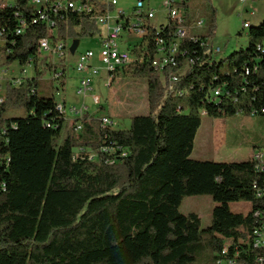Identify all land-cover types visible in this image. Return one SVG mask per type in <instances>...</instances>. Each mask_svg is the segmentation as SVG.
Returning <instances> with one entry per match:
<instances>
[{
  "label": "trees",
  "instance_id": "obj_1",
  "mask_svg": "<svg viewBox=\"0 0 264 264\" xmlns=\"http://www.w3.org/2000/svg\"><path fill=\"white\" fill-rule=\"evenodd\" d=\"M37 17L28 0L0 6L5 64L32 62L38 75L23 87L7 85L0 106V264H217L231 258L225 240L240 247L257 223L255 212L264 214V198L257 196L264 173L251 159L222 163L192 154L203 112L215 120L264 116V22L250 26L246 48L220 59L202 46L214 35L213 24L211 37L193 34L198 41L187 40L186 56L164 72L152 65L153 27L132 51L134 63L111 75L145 80L150 114L132 117L126 130L103 128L90 116L80 134L72 127L59 142L68 121L59 101L39 90L38 41L46 24H34ZM91 17L73 10L52 15L55 40L94 37L99 29ZM22 20L27 26L19 34ZM175 29L171 22L164 35ZM187 58L195 61L191 68ZM11 110L28 115L8 117ZM78 149L87 152L77 155ZM196 196L217 204L206 229L198 215L180 212L183 200ZM244 202L251 204L247 213L231 211V203Z\"/></svg>",
  "mask_w": 264,
  "mask_h": 264
},
{
  "label": "rangeland",
  "instance_id": "obj_2",
  "mask_svg": "<svg viewBox=\"0 0 264 264\" xmlns=\"http://www.w3.org/2000/svg\"><path fill=\"white\" fill-rule=\"evenodd\" d=\"M151 7L154 8L156 18L155 24L160 26L166 22L167 10L164 7V0H150ZM134 0H120L118 8H125L131 13ZM182 12L187 15V26L192 34L210 36L211 26L215 25V33L211 40L215 47L221 49L217 58L230 56L233 52L248 46V29H244L245 21L252 26H258L264 22V0H248L246 3L240 0H188L186 7H181ZM248 11V13H246ZM253 13V14H251ZM203 22L199 27L198 23ZM95 37L83 38L80 40L78 54L93 50L99 54L100 43ZM39 64V90L44 91L46 96L61 99L59 94V84L53 80L52 57L48 54L42 55ZM67 71L65 76L66 91L64 98L67 102V109L74 106L81 108L87 106L89 113L96 119L110 117L116 123V129H129L131 118L134 116L148 115L151 110L148 100V86L143 79H130L117 76L115 79L106 74L103 65L97 60L93 64L100 69L99 74L92 75L93 82L91 91L87 97H79L76 94L79 84V73L76 71L77 55L68 56ZM8 64L0 62V71L7 69ZM22 66L13 64L8 68L7 76L34 77L36 72L33 67L26 66L27 73L24 74ZM22 70V71H21ZM35 74V75H34ZM38 76V75H37ZM6 78V76H5ZM108 85L110 86H107ZM7 96V92H6ZM159 104H155L154 114L160 109ZM26 110H11L8 117H25ZM73 119V118H72ZM213 118L203 115L202 126L198 131L192 158L199 161H214L222 163L243 162L251 159L254 150L264 149V116L255 118L245 116H229L223 120H218L225 126L228 145L219 147L213 139L211 131L215 122ZM71 119L68 121L61 139L71 133ZM217 204L210 196L187 197L183 200L180 212L184 215L196 214L202 220V228H208L213 219V210ZM249 203H231L230 209L234 213H247L250 210Z\"/></svg>",
  "mask_w": 264,
  "mask_h": 264
},
{
  "label": "built area",
  "instance_id": "obj_3",
  "mask_svg": "<svg viewBox=\"0 0 264 264\" xmlns=\"http://www.w3.org/2000/svg\"><path fill=\"white\" fill-rule=\"evenodd\" d=\"M14 1L0 0V6L5 7L8 4L14 3ZM28 1L37 11L38 17L34 19V24L38 21L46 24V36L38 41V52L40 57L44 54L52 57V65L54 66L53 80L60 86L59 94L61 99L59 100L58 110L65 115L67 121L71 119L74 132L80 134L84 128V119L88 118L86 122H89L91 118H89L90 115H87L89 113L87 106L83 105L81 108L74 106L67 109V102L64 98L65 77L63 76V70L67 66L66 60L68 56L77 55L75 69L79 74L87 75L80 79L76 91L77 96L85 98L91 91L92 75H97L100 72V69L93 64V60L97 57V60L103 65L109 77H112L111 75H115L118 71H123L127 67V64H133L136 54H133L132 51L150 37L152 28L155 27L153 25V20L156 17L155 10L151 7L150 0H134L131 13L125 8H118L120 0H98L97 5L89 1L82 2L81 0ZM247 1L240 0L242 3H246ZM184 2L185 0H164V7L167 10V20L159 27H155L157 29V37L155 38L156 52L152 61L153 67L159 72H164L166 68H173L179 65L180 58L185 57L187 54V50L183 49L187 40L194 41L195 43L198 41L197 36L191 33L186 24V15L182 12L181 8ZM63 10H73L86 15H93L91 19L95 21L99 29V32L96 34L97 41L100 43L98 56L93 50H87L79 54L76 51L75 55H72L70 48L73 40H55L58 32L52 15L56 16ZM171 22L176 25L175 31L169 35H164ZM247 22H244V29H247ZM203 24V22H199L198 26L201 27ZM20 26L21 28L18 30L19 34L23 33L27 22L25 20L20 21ZM202 46L209 49L212 57H217L222 52L220 48L214 46L210 38L203 41ZM3 47L4 41L0 39V62L5 63L3 58L4 52L2 51ZM185 62V68H191L195 63L193 58H187ZM30 63L28 67H34L33 63ZM13 64L8 65L11 67ZM25 67L23 69L24 74L27 73ZM8 68L0 71V106L6 101L7 85L19 88L25 86L26 83L23 76L4 75L8 73ZM172 80L174 82L178 81V76H173ZM110 85L107 83V86ZM220 94V89L215 90L213 93L215 97L220 96ZM202 115L206 116V113L203 112ZM238 116L243 115L239 114ZM254 117V114H252L251 118ZM100 121L103 128H116L115 121L110 117H103ZM104 151H107V149H104ZM84 152L87 151L84 149L76 150L77 155ZM251 160L255 162L256 169L264 173V149L254 150ZM257 196L264 198V190H259ZM255 218L257 223L251 231L246 232L245 238L241 239L240 247H233L231 240H225L229 256H231V264H264L263 211L255 212Z\"/></svg>",
  "mask_w": 264,
  "mask_h": 264
},
{
  "label": "crops",
  "instance_id": "obj_4",
  "mask_svg": "<svg viewBox=\"0 0 264 264\" xmlns=\"http://www.w3.org/2000/svg\"><path fill=\"white\" fill-rule=\"evenodd\" d=\"M156 18V17H155ZM155 20V19H154ZM154 20H153V25L155 26V27H159L158 25H156L155 24V22H154ZM165 23V22H164ZM164 23H161L160 25H162V24H164ZM97 40H98V38H97V36L95 35L94 36ZM88 38H91V37H88ZM96 40V41H97ZM79 45H80V41H79ZM78 48H79V46H78ZM77 51H78V49H77ZM72 57H75V56H72ZM34 68V67H33ZM66 68H67V66H66ZM24 68H22V70H23ZM26 69V68H25ZM21 70V71H22ZM34 71H35V69H34ZM66 71H67V69H66ZM8 74V73H7ZM35 75V74H34ZM12 76H14L15 77V75H12ZM66 76V75H65ZM85 76H87V75H79V79H81V78H83V77H85ZM80 81V80H79ZM64 91H66V82H65V90ZM237 117H240V116H237ZM218 120H223V119H218ZM218 120H216L215 122H219L218 123V125L216 126H213L212 127V129H211V131H212V133H213V139H214V142L219 146V147H223V146H226V145H228V141H227V136H226V132H225V126L224 125H222L223 123H220V121H218ZM251 152H253V151H251ZM250 157H251V153H250ZM249 160V159H248Z\"/></svg>",
  "mask_w": 264,
  "mask_h": 264
},
{
  "label": "water",
  "instance_id": "obj_5",
  "mask_svg": "<svg viewBox=\"0 0 264 264\" xmlns=\"http://www.w3.org/2000/svg\"><path fill=\"white\" fill-rule=\"evenodd\" d=\"M78 46H79V41H73V44L70 48V52L72 55H75L77 49H78Z\"/></svg>",
  "mask_w": 264,
  "mask_h": 264
},
{
  "label": "bare ground",
  "instance_id": "obj_6",
  "mask_svg": "<svg viewBox=\"0 0 264 264\" xmlns=\"http://www.w3.org/2000/svg\"><path fill=\"white\" fill-rule=\"evenodd\" d=\"M247 29H250V25L247 23ZM226 253H224L223 255H225ZM217 264H231V258H226V259H222L220 261H218Z\"/></svg>",
  "mask_w": 264,
  "mask_h": 264
}]
</instances>
